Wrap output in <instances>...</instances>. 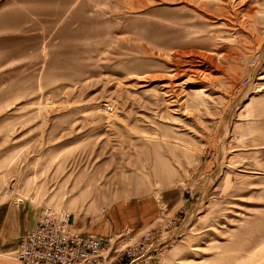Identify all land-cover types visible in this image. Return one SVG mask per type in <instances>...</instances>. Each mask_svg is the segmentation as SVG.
Wrapping results in <instances>:
<instances>
[{
	"label": "rangeland",
	"instance_id": "1",
	"mask_svg": "<svg viewBox=\"0 0 264 264\" xmlns=\"http://www.w3.org/2000/svg\"><path fill=\"white\" fill-rule=\"evenodd\" d=\"M21 199L73 232L150 199L157 226L102 237L153 230L159 264L264 258V0H0V203Z\"/></svg>",
	"mask_w": 264,
	"mask_h": 264
},
{
	"label": "built area",
	"instance_id": "2",
	"mask_svg": "<svg viewBox=\"0 0 264 264\" xmlns=\"http://www.w3.org/2000/svg\"><path fill=\"white\" fill-rule=\"evenodd\" d=\"M153 230L116 238L77 234L69 215L47 210L36 228L22 236L15 258L21 264H159L163 254Z\"/></svg>",
	"mask_w": 264,
	"mask_h": 264
},
{
	"label": "crops",
	"instance_id": "3",
	"mask_svg": "<svg viewBox=\"0 0 264 264\" xmlns=\"http://www.w3.org/2000/svg\"><path fill=\"white\" fill-rule=\"evenodd\" d=\"M109 209L111 212L108 220L100 213L99 205L94 203L87 208L85 218L81 214L76 215L72 227L74 225L73 228L78 234L109 236L123 228L140 232L150 226H157L161 220L160 213L155 211V204L150 199H125ZM40 215L26 200L0 203V264H21L14 259L20 239L36 228ZM177 253L178 251H174L172 257L177 258ZM189 254L190 251H183L185 264L191 259ZM247 264H264V258H257L256 254L249 252Z\"/></svg>",
	"mask_w": 264,
	"mask_h": 264
}]
</instances>
